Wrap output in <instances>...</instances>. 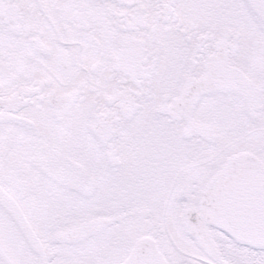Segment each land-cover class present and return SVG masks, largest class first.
Segmentation results:
<instances>
[{
  "label": "snow or ice",
  "instance_id": "6c2138e0",
  "mask_svg": "<svg viewBox=\"0 0 264 264\" xmlns=\"http://www.w3.org/2000/svg\"><path fill=\"white\" fill-rule=\"evenodd\" d=\"M0 264H264V0H0Z\"/></svg>",
  "mask_w": 264,
  "mask_h": 264
}]
</instances>
